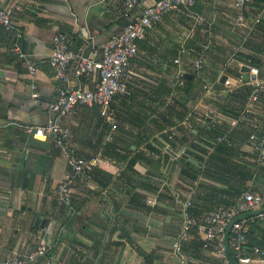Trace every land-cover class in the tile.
Instances as JSON below:
<instances>
[{
  "label": "crops",
  "instance_id": "obj_1",
  "mask_svg": "<svg viewBox=\"0 0 264 264\" xmlns=\"http://www.w3.org/2000/svg\"><path fill=\"white\" fill-rule=\"evenodd\" d=\"M4 4L0 0V7ZM18 4L11 19L22 34L20 50L35 63L36 73L29 74L13 51L14 35L0 26V258L25 255L43 240L47 252L40 264H116L121 250L119 264H216L193 233L179 255L171 245L188 199L198 215L223 205L221 192L226 186L217 179L228 178L230 166H244L249 173L246 181L237 176V185L248 192L264 191V168L256 163L249 140L264 132V110L257 105L240 119L251 88L228 89L219 82L223 75L232 81L240 75L247 79L248 73L240 68L252 65L243 55L259 60L257 68L264 78V0H248L246 18L253 29H237L242 33L233 30L232 0H198L193 13L203 19L201 24L184 12L167 16L137 43L125 90L111 103L115 129L96 107L78 106L64 118L77 154L101 160L75 182L71 207L56 199L57 185L69 171L64 157L50 140L35 139L26 127L44 125L47 107L56 98L57 83L48 63L52 36L65 34L75 52L100 51L128 21L123 0H18ZM217 46H229L225 50L229 55L219 56ZM202 51L204 64L196 74L192 65ZM184 74L193 75L190 86L183 83ZM74 82L89 88L93 77ZM32 84L37 99L31 98ZM205 84L211 85V92L204 90ZM179 116L183 118L178 120ZM214 132L226 141L225 149L215 153L220 161L209 177L199 174L190 181L183 170L205 169L181 140L206 148L204 142L214 140ZM167 133L174 138L173 148L164 141ZM182 148L201 165L198 171L176 160L167 169L170 154ZM154 159L164 162L163 176L141 180L150 172L159 173L149 167ZM24 172L34 175L30 191L21 185ZM146 183L158 187L163 196L147 191ZM37 215L46 220L41 230L32 228ZM255 222L248 227V244L264 250V222Z\"/></svg>",
  "mask_w": 264,
  "mask_h": 264
},
{
  "label": "built area",
  "instance_id": "obj_2",
  "mask_svg": "<svg viewBox=\"0 0 264 264\" xmlns=\"http://www.w3.org/2000/svg\"><path fill=\"white\" fill-rule=\"evenodd\" d=\"M145 1L123 0V15L128 21L118 34L103 44L100 51L93 50L92 54H87L84 50L75 52L70 48L69 39L65 34L56 32L52 36L48 63L54 73L53 79L57 83L56 98L47 107L48 118L45 124L37 127L27 126L26 131L35 139L50 140L52 147L64 157L69 171L57 185L56 199L67 207L72 205L75 182L92 172L101 160L99 157L84 158L77 154L70 142L69 130L63 125L64 118L78 106L96 107L103 121L115 129L111 103L117 94L125 90L126 70L130 60L137 54L138 41L142 40L156 24L172 14L184 12L194 19L196 24L203 22L201 17L193 13L198 0H150L149 4H145ZM247 3L248 0H232L235 12L233 30L253 29V26L248 25L246 18ZM19 9L18 0H5L4 6L0 7V26L14 35L13 51L24 61L29 74L34 76L35 63L21 52L18 41L22 34L11 19L12 13ZM258 22L259 15L254 24ZM204 57L202 51L193 62L192 68L196 74L203 67ZM181 75L180 72L179 76ZM88 76L93 77V84L89 88L74 82ZM223 85L228 89L243 86L251 88L240 119L252 114L257 105H261L264 110V78L260 77L257 67H249L247 79L240 75L234 81L226 79ZM203 88L206 92L212 91L210 84H205ZM31 91V98L37 99L35 84L31 85ZM222 140L223 137L216 138L217 143ZM249 140L256 163L264 168V132L259 136L250 135ZM192 209L193 204L188 199L182 208L179 232L171 245L176 255L181 253V245L187 236L193 233L201 241V248L217 261L216 264H230L227 250L230 251L235 264H264V250L257 246L250 247L247 239L248 227L255 220L264 222V211L247 216L249 213L264 210V191L244 192L231 205L219 206L201 215L194 214ZM231 222L233 223L226 246V228ZM46 252L47 244L41 240L34 250L25 255L15 254L7 259L0 258V264H40Z\"/></svg>",
  "mask_w": 264,
  "mask_h": 264
},
{
  "label": "trees",
  "instance_id": "obj_3",
  "mask_svg": "<svg viewBox=\"0 0 264 264\" xmlns=\"http://www.w3.org/2000/svg\"><path fill=\"white\" fill-rule=\"evenodd\" d=\"M197 4V3H196ZM195 7V6H194ZM258 51V50H257ZM242 56L238 54V57ZM243 57H245L246 59H249L247 63H250V65L252 66H256L259 67L260 66V62L257 58L253 57V56H248V55H243ZM183 83L187 86L191 85V82L183 80ZM251 90V89H250ZM250 90L248 93H250ZM183 117L178 118V120H181ZM212 135H216L215 137H223L220 136L219 133H212ZM216 138L214 140L210 139L206 142H204V144L207 146L206 148H203L195 143H188L186 140H181V144L182 145H187L191 150H188V153L190 155H192L197 161H199L203 168L205 169L204 172H199L196 173L194 171H186L183 170L182 171V175L185 176L187 179H189L190 181H194L196 180L197 176L199 174H202L205 178L209 177L208 172H211V170L216 166V163L219 162L220 160L215 159V153L220 151V150H224L225 149V139L223 138V140L219 143L216 142ZM164 141L166 144H168L171 148L174 147V138L173 136H171L170 133L165 134L164 136ZM198 153V154H197ZM222 161H226V160H222ZM135 162V160L132 161V164ZM226 163H228L226 161ZM229 165L231 163H228ZM164 165V162L161 163V161L159 159H154L149 161V167L152 169H157L159 170V173H148L147 176L141 178V180H145L147 181L149 179L150 176H155V177H162L163 174L160 173V168H162V166ZM229 172H231L230 176L226 179H223V176L221 178H218L217 180L220 181V183H222L223 185L226 186V189L223 190L221 193L224 196L223 199L220 201L221 206H229L232 203H234L235 199L238 198L242 193L244 192H248L247 189L242 188L239 185H237V176H239V178H241L242 176L244 177V180L246 181L249 178V173L247 172V169L243 166H230ZM144 187H146L147 191H153L154 193H159L161 196H163V192H160L158 190V187H155L153 184H143ZM158 196V197H161ZM195 210V209H194ZM194 210L192 209V212L194 214H196L194 212ZM249 254V253H248Z\"/></svg>",
  "mask_w": 264,
  "mask_h": 264
},
{
  "label": "water",
  "instance_id": "obj_4",
  "mask_svg": "<svg viewBox=\"0 0 264 264\" xmlns=\"http://www.w3.org/2000/svg\"><path fill=\"white\" fill-rule=\"evenodd\" d=\"M240 71L241 72H249V67L247 66H241L240 68ZM182 79L183 80H186V81H191L193 79V75L191 74H184L182 76ZM226 80V76H221L220 79H219V82L220 83H224V81ZM212 117V114H210L206 119H205V124L209 123L210 122V118ZM184 152V148L180 149L178 152L176 153H171L170 156H171V159L168 161L167 163V169H169V167L171 166L172 164V161L173 160H176L177 162H179L180 164H183L191 169H194V170H199V168L201 167V165L199 163H197L194 159L192 158H189L187 157L186 155L183 154ZM34 179V175H30L29 177L27 176L26 172L23 173L22 177H21V185L22 187H25L27 186L28 187V190L30 191L32 189V186H31V183H32V180ZM264 210H259V211H256V212H252V213H249L247 216H254L256 214H259L261 212H263ZM243 217H246V216H242ZM46 223V220L45 219H42L40 216H36L34 221H33V225H32V228L35 229V230H41L44 228V225ZM233 222H231L227 228H226V233H225V236H226V246H227V241H228V236H229V232H230V228H231V225H232ZM227 254H228V257H229V261H230V264H235L234 260L232 259L231 255H230V251L227 250ZM121 256H122V250L120 251V253L118 254V257L116 259V264H119L120 263V259H121Z\"/></svg>",
  "mask_w": 264,
  "mask_h": 264
},
{
  "label": "rangeland",
  "instance_id": "obj_5",
  "mask_svg": "<svg viewBox=\"0 0 264 264\" xmlns=\"http://www.w3.org/2000/svg\"><path fill=\"white\" fill-rule=\"evenodd\" d=\"M247 16H248V18H249V17L252 18V17H251V14H250V15H247ZM234 31H235V30H234ZM238 31H239V30H237V33H240V32H241V31H239V32H238ZM244 32H245V31H244ZM201 33H202V32H201ZM241 33H242V32H241ZM197 36H198V38L201 37L200 32L198 33ZM227 39H228V38H227ZM216 40H217V39H216ZM228 41L232 43L231 40L228 39ZM232 44H234V43H232ZM223 46H224V45H223ZM223 46H222V49H221L220 46H217L218 48H217L216 50H217V53H218L219 56H225V57H226V56L229 55V54H227V52H226V51L228 50L227 48H229V46H228L227 48H226V47H223ZM214 50H215V48H214ZM225 50H226V51H225ZM255 223H256V222H255ZM255 223H254V224H255Z\"/></svg>",
  "mask_w": 264,
  "mask_h": 264
}]
</instances>
